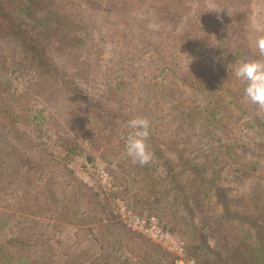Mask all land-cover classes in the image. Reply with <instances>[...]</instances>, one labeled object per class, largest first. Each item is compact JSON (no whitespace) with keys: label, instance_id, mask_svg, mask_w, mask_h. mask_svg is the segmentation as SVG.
<instances>
[{"label":"rangeland","instance_id":"1","mask_svg":"<svg viewBox=\"0 0 264 264\" xmlns=\"http://www.w3.org/2000/svg\"><path fill=\"white\" fill-rule=\"evenodd\" d=\"M23 1L0 0V264H264L241 246L264 236V108L234 74L264 59V0Z\"/></svg>","mask_w":264,"mask_h":264},{"label":"clouds","instance_id":"2","mask_svg":"<svg viewBox=\"0 0 264 264\" xmlns=\"http://www.w3.org/2000/svg\"><path fill=\"white\" fill-rule=\"evenodd\" d=\"M256 48L264 57V37L256 41ZM235 76L244 83L245 98L259 108H264V59H256L239 63L234 71ZM126 127L125 152L133 163L147 164L152 159L147 144L150 135V122L147 118L130 119Z\"/></svg>","mask_w":264,"mask_h":264},{"label":"trees","instance_id":"3","mask_svg":"<svg viewBox=\"0 0 264 264\" xmlns=\"http://www.w3.org/2000/svg\"><path fill=\"white\" fill-rule=\"evenodd\" d=\"M10 1L11 0H9V2ZM14 1L16 2V6H19V1H21V0H14ZM23 2L27 3L26 1H23ZM27 7L28 6H24V8H27ZM24 8H19V11H22L24 13L26 11V9H24ZM17 9H18V7H17ZM4 11H5L4 10V6L2 4H0V14H1V16L3 15L2 13H4ZM27 16L31 17L30 14H28ZM12 30H14L15 33L17 32L19 34V36L23 40L27 41L29 44L31 43L33 45H38V42L35 39H33L31 36H29L28 31L26 30V28H22V25L15 24V25L12 26ZM37 49H35V51H33V53H31V59L34 60V61L38 60L40 58V56H41V54H40L39 58L37 57L38 53H39V50H37ZM40 60H42V58ZM40 60H39V63H40ZM256 232H257V234H259V236L253 237V241H252V238L248 237V240L245 241L244 243L242 242L243 244L241 246H243V247H253L254 248V246L257 245L258 248L255 249V250L263 249L264 248V236L261 235L262 232H261L260 229L256 228ZM16 246H14L13 244L10 243V247H11L10 252H14V250H16ZM247 252L248 251L243 248V250L239 251V253H238L239 257H241L243 259V261L245 260V255H246ZM4 257L5 258L0 259V263H6L7 262L6 255H4ZM12 258L13 257L11 255L9 260H11Z\"/></svg>","mask_w":264,"mask_h":264},{"label":"built area","instance_id":"4","mask_svg":"<svg viewBox=\"0 0 264 264\" xmlns=\"http://www.w3.org/2000/svg\"><path fill=\"white\" fill-rule=\"evenodd\" d=\"M130 230H134V227H130ZM157 231H152V232L150 231L151 233H148V234H152L153 233V234H155L157 236V233H159V231L158 232Z\"/></svg>","mask_w":264,"mask_h":264}]
</instances>
